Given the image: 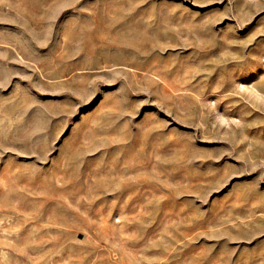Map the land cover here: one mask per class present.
<instances>
[{
    "label": "rangeland",
    "instance_id": "374dc122",
    "mask_svg": "<svg viewBox=\"0 0 264 264\" xmlns=\"http://www.w3.org/2000/svg\"><path fill=\"white\" fill-rule=\"evenodd\" d=\"M0 264H264V0H0Z\"/></svg>",
    "mask_w": 264,
    "mask_h": 264
}]
</instances>
